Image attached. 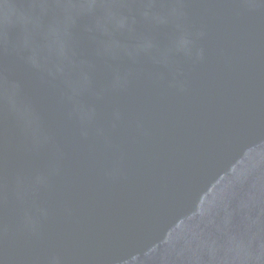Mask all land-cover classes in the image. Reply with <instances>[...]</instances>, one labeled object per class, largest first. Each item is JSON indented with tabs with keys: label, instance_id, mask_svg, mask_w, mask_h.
I'll use <instances>...</instances> for the list:
<instances>
[{
	"label": "water",
	"instance_id": "95a60500",
	"mask_svg": "<svg viewBox=\"0 0 264 264\" xmlns=\"http://www.w3.org/2000/svg\"><path fill=\"white\" fill-rule=\"evenodd\" d=\"M0 264H264V0H0Z\"/></svg>",
	"mask_w": 264,
	"mask_h": 264
}]
</instances>
